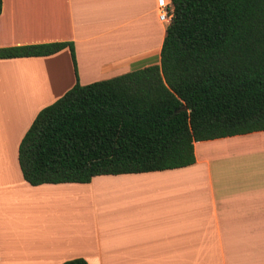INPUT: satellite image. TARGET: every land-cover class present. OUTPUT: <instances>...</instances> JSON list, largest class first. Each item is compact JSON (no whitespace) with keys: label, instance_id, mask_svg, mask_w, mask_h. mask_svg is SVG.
<instances>
[{"label":"crops","instance_id":"obj_1","mask_svg":"<svg viewBox=\"0 0 264 264\" xmlns=\"http://www.w3.org/2000/svg\"><path fill=\"white\" fill-rule=\"evenodd\" d=\"M169 0H1L0 48L72 43L80 85L159 64ZM75 82L67 48L0 59V264H264V131L190 166L28 185L17 147Z\"/></svg>","mask_w":264,"mask_h":264},{"label":"trees","instance_id":"obj_2","mask_svg":"<svg viewBox=\"0 0 264 264\" xmlns=\"http://www.w3.org/2000/svg\"><path fill=\"white\" fill-rule=\"evenodd\" d=\"M167 12L158 65L86 85L72 43L0 48V59L67 48L75 76L18 144L28 185L183 168L194 142L264 131V0H169Z\"/></svg>","mask_w":264,"mask_h":264},{"label":"built area","instance_id":"obj_3","mask_svg":"<svg viewBox=\"0 0 264 264\" xmlns=\"http://www.w3.org/2000/svg\"><path fill=\"white\" fill-rule=\"evenodd\" d=\"M158 20L162 23L167 24L170 19V14L167 12L166 5H164L162 2H158Z\"/></svg>","mask_w":264,"mask_h":264}]
</instances>
